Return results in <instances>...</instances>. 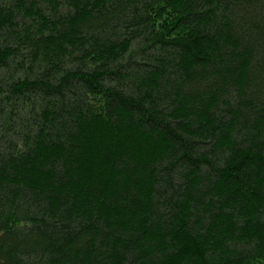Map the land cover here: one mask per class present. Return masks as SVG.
I'll return each mask as SVG.
<instances>
[{"label": "trees", "instance_id": "16d2710c", "mask_svg": "<svg viewBox=\"0 0 264 264\" xmlns=\"http://www.w3.org/2000/svg\"><path fill=\"white\" fill-rule=\"evenodd\" d=\"M0 264H264V0H0Z\"/></svg>", "mask_w": 264, "mask_h": 264}]
</instances>
